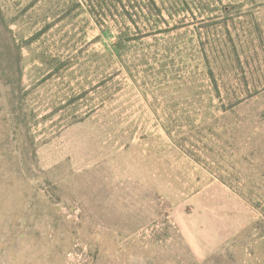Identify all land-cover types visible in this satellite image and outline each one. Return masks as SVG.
Here are the masks:
<instances>
[{
	"label": "rangeland",
	"instance_id": "obj_1",
	"mask_svg": "<svg viewBox=\"0 0 264 264\" xmlns=\"http://www.w3.org/2000/svg\"><path fill=\"white\" fill-rule=\"evenodd\" d=\"M0 14V264H264V0Z\"/></svg>",
	"mask_w": 264,
	"mask_h": 264
},
{
	"label": "trees",
	"instance_id": "obj_2",
	"mask_svg": "<svg viewBox=\"0 0 264 264\" xmlns=\"http://www.w3.org/2000/svg\"><path fill=\"white\" fill-rule=\"evenodd\" d=\"M0 17H1V14H0Z\"/></svg>",
	"mask_w": 264,
	"mask_h": 264
}]
</instances>
